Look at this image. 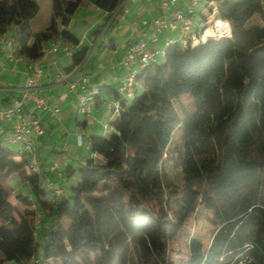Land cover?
I'll return each mask as SVG.
<instances>
[{
  "label": "trees",
  "instance_id": "1",
  "mask_svg": "<svg viewBox=\"0 0 264 264\" xmlns=\"http://www.w3.org/2000/svg\"><path fill=\"white\" fill-rule=\"evenodd\" d=\"M52 1L50 24L32 32L39 2L0 0V34L14 35L18 54L38 58L57 37L79 44L70 24L88 0ZM256 1L260 25L253 27L246 26L242 0L219 1L230 35L196 46L169 43L139 71L141 86L130 101L110 85L98 91L96 98L119 99V114L109 134L91 136L97 158L66 166L70 184L60 197L51 198L49 171L29 169L25 152L0 145V262L264 264V0ZM93 2L112 13L122 0ZM87 54L88 47L73 51L68 71ZM178 130L183 148L172 145ZM174 153L185 176L195 178L189 186L164 180V162ZM15 175L32 194L20 195L19 218L8 185ZM200 208L211 241L191 236L179 261L171 241Z\"/></svg>",
  "mask_w": 264,
  "mask_h": 264
},
{
  "label": "crops",
  "instance_id": "2",
  "mask_svg": "<svg viewBox=\"0 0 264 264\" xmlns=\"http://www.w3.org/2000/svg\"><path fill=\"white\" fill-rule=\"evenodd\" d=\"M40 12L30 21V30L36 32L45 29L53 16L52 0H37ZM190 0H122L119 7L109 13L99 8L93 0H88L75 12L70 27L79 37V44L64 42L69 53L60 50L50 56L44 76L40 82V93L44 97L46 107L39 109L41 123L45 134L38 140L40 170L49 171L54 163L76 167L80 161L92 154L91 136L94 133L109 134L111 121L116 117L112 109L102 107L101 101L113 98V95L102 93L95 99L93 110L89 116L78 112L77 89L70 88L67 80L68 67L72 65L73 51L88 47V54L80 70V74L90 77L89 89L101 91L105 86L118 88L124 79L125 70L116 68L117 62L123 57L130 44L141 38L145 31H150L155 18L176 8H185ZM167 4V7L164 5ZM203 6L197 8L196 19H199ZM100 32L97 33V30ZM13 30V29H12ZM164 37V34H160ZM31 59L10 60L7 48L0 45V108L7 106L23 94V87L32 69ZM77 77L72 74L70 79ZM32 107L30 101L25 109ZM13 134L11 124L0 119V145L14 149L10 143ZM82 136L79 144L78 136ZM16 151H20L15 147ZM17 159H21L20 156ZM77 164V165H78ZM50 172V171H49ZM19 176V175H18ZM77 179V174L73 175ZM52 183V185H50ZM70 179L60 178L50 172L47 187H61L68 191ZM14 203L25 208L20 195H31L30 185L19 176L18 182L12 186ZM39 222V221H38ZM1 258V257H0ZM37 259V258H36ZM2 263V262H1ZM2 264H16L5 261ZM25 264V263H24ZM32 264V263H29Z\"/></svg>",
  "mask_w": 264,
  "mask_h": 264
},
{
  "label": "built area",
  "instance_id": "3",
  "mask_svg": "<svg viewBox=\"0 0 264 264\" xmlns=\"http://www.w3.org/2000/svg\"><path fill=\"white\" fill-rule=\"evenodd\" d=\"M174 1L172 0V2ZM219 1L204 0V3L201 4L202 0H190L185 8H176L155 18L152 29L145 31L141 38L130 44L116 64V68L125 70L124 79L117 88L119 93L124 98H132L141 86V81L138 78L139 71L156 58L163 56L169 43L177 42L182 46H196L214 37L230 35V24L220 14ZM201 5L203 6V15L196 19L197 8ZM164 6L167 7V4ZM160 34H164V37H161ZM64 42L62 37H57L43 45L41 55L30 61L29 67L32 72L26 79L22 96L0 108V119L8 121L13 130L10 143L29 156V169L35 171H40L38 140L46 132L38 113L39 109L46 107L39 86L50 56L60 50L69 53ZM0 45L7 48L10 60L24 59L23 55L17 53V43L12 33L0 34ZM83 64L84 62L76 65L70 72L64 74L63 78L68 81L70 88L78 90V112L89 116L98 91L89 89L90 77L88 75L80 74ZM73 73L77 77L71 80L70 77ZM30 101L32 107L26 110L25 107ZM101 106L112 109L115 115L119 114L120 102L118 98L107 97L101 101ZM78 141L79 144H82L81 135L78 136ZM91 157L97 158L98 156L92 152ZM84 159L81 161L85 162ZM64 169L65 167L60 163H54L48 168L51 173L60 178L65 177ZM52 190V199L58 198L64 193L61 187ZM33 207L36 208L37 204L34 203ZM36 261L39 262V259ZM0 264L2 263L0 262Z\"/></svg>",
  "mask_w": 264,
  "mask_h": 264
},
{
  "label": "rangeland",
  "instance_id": "4",
  "mask_svg": "<svg viewBox=\"0 0 264 264\" xmlns=\"http://www.w3.org/2000/svg\"><path fill=\"white\" fill-rule=\"evenodd\" d=\"M204 3V0H202L201 4ZM242 5L245 7V14H246V26L253 27L260 25V18L258 15V12L256 10L257 7V1L256 0H242ZM128 101H130L129 98H126ZM181 133L180 131H176L174 136V141L172 145H179L181 148ZM17 147V146H15ZM14 147V149H15ZM77 162H75V165L77 166ZM164 180L167 182H173L175 184H178L182 187L189 186L193 183L195 178H188L185 176L184 169L182 165L178 163L177 155L174 153L173 156H169L166 158L164 162ZM19 180V176L15 175L8 181L9 186H14ZM12 200L13 195H12ZM22 212V206L18 203L16 205V212L15 216L19 218V215ZM41 215H39V219L36 223V230L40 231L41 223L38 222L41 219ZM191 236H197L203 240L204 243H209L211 241L212 237V227L207 222L206 219V211L200 208L199 212L197 214L192 215L187 220V223L185 225V228L179 233V235L171 241V251L173 255L179 260V261H185L188 255L189 251V241ZM41 235L39 234L38 239L40 240ZM39 258L41 257L40 254H38ZM230 264H249V260H241V261H232Z\"/></svg>",
  "mask_w": 264,
  "mask_h": 264
}]
</instances>
